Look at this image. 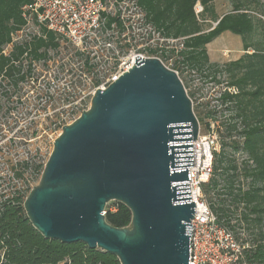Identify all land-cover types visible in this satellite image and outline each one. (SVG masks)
I'll use <instances>...</instances> for the list:
<instances>
[{
    "label": "water",
    "instance_id": "obj_1",
    "mask_svg": "<svg viewBox=\"0 0 264 264\" xmlns=\"http://www.w3.org/2000/svg\"><path fill=\"white\" fill-rule=\"evenodd\" d=\"M198 120L178 75L158 58L134 65L63 125L23 207L45 238L82 242L120 264H189V168ZM110 201L131 211L106 222Z\"/></svg>",
    "mask_w": 264,
    "mask_h": 264
},
{
    "label": "trees",
    "instance_id": "obj_2",
    "mask_svg": "<svg viewBox=\"0 0 264 264\" xmlns=\"http://www.w3.org/2000/svg\"><path fill=\"white\" fill-rule=\"evenodd\" d=\"M27 2L0 0V83L14 87L35 75L40 60L47 64L49 50L58 47L52 33L46 38L29 39L17 33L23 25L21 8ZM197 2L203 9L196 14ZM138 3L164 35L184 39L189 61L210 71L214 68L230 73V85L236 86L238 93L225 92L223 98L232 103L229 109L234 115L230 123L222 122L221 150L215 156L213 174L204 190L210 201L216 200L213 209L220 217L228 218L238 212L247 224L255 221L264 228V40L256 36L258 27L264 30V0H235L221 16L214 0H138ZM213 22L215 26L206 31ZM226 30L241 36L246 52L233 62L214 66L208 59L206 45ZM54 55L59 53L55 51ZM236 119L240 120V127ZM239 137L243 140L239 141ZM237 151L244 152L247 160L239 162L234 155ZM0 162L6 163L5 154H0ZM45 162L18 160V168L12 169L15 182L0 196V264H120L113 254L90 249L82 242L47 239L32 226L23 203L32 188L29 178L40 177ZM246 179L249 181L242 182ZM228 202L232 209L226 207ZM239 202H244V208L239 209ZM113 205V210L108 204L105 206L106 222L114 227L129 225L130 209L118 201ZM248 214L256 218L248 220ZM263 238L264 229L262 241L250 257L255 264H264Z\"/></svg>",
    "mask_w": 264,
    "mask_h": 264
},
{
    "label": "built area",
    "instance_id": "obj_3",
    "mask_svg": "<svg viewBox=\"0 0 264 264\" xmlns=\"http://www.w3.org/2000/svg\"><path fill=\"white\" fill-rule=\"evenodd\" d=\"M195 10L199 13L202 8L197 6ZM21 16L23 25L17 31L19 35L26 39L46 38L52 33L58 47L49 50L50 59L55 57V51L59 55L66 54L68 66L63 63L62 75L75 82L69 92L65 90L67 96L92 97L97 88H106L132 67L134 56L138 54L158 58L178 75L193 111L195 100L201 98L204 90L214 92L203 107L207 115L204 125L194 112L199 127L196 139L191 140L193 166L188 167L190 200L195 203L190 221L189 264H255L250 257L257 243L262 241L264 228L255 221L247 224L238 212L228 218L220 217L213 209L216 200L210 201L204 190V184L213 174L215 156L221 150L222 122L230 123L234 115L229 109L232 103L223 97L225 92L237 94L238 88L227 83L211 88L212 74L204 68H201L204 74L194 73L185 85L181 78L188 67L182 55L184 39L164 35L146 16L138 0H29L22 6ZM234 121L239 126L240 120ZM202 127L204 132H201ZM234 155L239 162L248 158L242 151ZM214 193V189L211 190L213 196ZM238 206L242 209L245 204L239 202ZM226 207L232 209L229 202ZM102 214L105 215V210ZM248 216V220L256 218L253 214Z\"/></svg>",
    "mask_w": 264,
    "mask_h": 264
},
{
    "label": "rangeland",
    "instance_id": "obj_4",
    "mask_svg": "<svg viewBox=\"0 0 264 264\" xmlns=\"http://www.w3.org/2000/svg\"><path fill=\"white\" fill-rule=\"evenodd\" d=\"M214 1L216 11L221 15L231 8L235 0ZM197 6L203 9L199 2L195 4L194 9ZM195 13L197 14L196 10ZM214 26L215 22L211 24V27H207L206 31L211 30ZM256 33L260 40H264V30L262 28L258 27ZM226 34L224 32L223 36L217 37L212 42V46H216L217 49H230L231 53L224 55L225 52L223 51L224 54L222 55L221 50V56L218 59H214L216 58L214 55L210 62L214 66L228 64L233 60L235 61L233 58L237 55L239 56L238 59L243 55L233 53L234 42L226 37ZM188 50L185 47L182 52L185 64L188 65L186 73L181 74L185 85L194 73L200 74L201 72L204 74L201 70L202 67L188 60L186 56ZM65 52L66 49L63 53ZM247 52H251V50ZM65 55H57L51 58L47 64H43V61H41L37 65L35 75L32 74L31 78L25 79L17 87L0 83V98H3L0 103V154L6 156V163L0 162V196L4 195V192L9 190L15 182L12 169L18 168L16 162L26 158H31L35 163L46 161L52 151L53 141L61 132L62 126L71 123L90 105L91 96H67L65 93V90L68 91L72 88L71 86H75L74 81L68 77L65 79L62 75L64 72L62 70L63 63L66 64L65 67L68 66V59ZM217 70L215 71L214 68L211 71L208 70V74H212L211 79L214 80L211 88L215 89V86L226 85V83L230 85V73L227 70H224V72H217ZM38 72L41 74L39 77ZM87 87L86 85L85 88ZM213 94L214 92L209 89L204 90L201 98L195 100L194 112L202 125H204L203 123L207 117L203 112V107L211 100ZM204 131V127H202L201 132ZM39 179L40 177L37 175L30 177L29 186H35ZM114 202L107 203L108 208L111 210L114 209Z\"/></svg>",
    "mask_w": 264,
    "mask_h": 264
},
{
    "label": "crops",
    "instance_id": "obj_5",
    "mask_svg": "<svg viewBox=\"0 0 264 264\" xmlns=\"http://www.w3.org/2000/svg\"><path fill=\"white\" fill-rule=\"evenodd\" d=\"M219 15V14H218ZM222 15V14H221ZM219 15V16H221ZM216 24V22H215ZM226 32V37L230 38L232 40V42H234L233 47H234V52L233 53H237V54H244L246 51H244V46H243V41L240 35L238 34H234L233 32L226 30L223 31L219 36H217L218 38L223 36V33ZM216 37V38H217ZM215 38V39H216ZM214 39V40H215ZM212 40L210 43H208L206 45V52L208 55V59L211 62V60L213 59L212 57L215 55L216 58L214 59H218L221 56V50H222V55L224 54L223 51L225 52L224 55H226V53H231L230 49L224 48V49H217L216 46H212V42L214 41ZM238 55L236 57H234L233 59H238ZM234 61V60H233Z\"/></svg>",
    "mask_w": 264,
    "mask_h": 264
}]
</instances>
